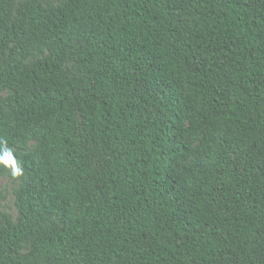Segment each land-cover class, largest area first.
Segmentation results:
<instances>
[{"label": "trees", "instance_id": "trees-1", "mask_svg": "<svg viewBox=\"0 0 264 264\" xmlns=\"http://www.w3.org/2000/svg\"><path fill=\"white\" fill-rule=\"evenodd\" d=\"M49 1L0 0V264H264V0Z\"/></svg>", "mask_w": 264, "mask_h": 264}, {"label": "rangeland", "instance_id": "rangeland-1", "mask_svg": "<svg viewBox=\"0 0 264 264\" xmlns=\"http://www.w3.org/2000/svg\"><path fill=\"white\" fill-rule=\"evenodd\" d=\"M60 3H62V0H50L46 2L45 5L56 6ZM67 71L73 78H78L80 76V72L74 63H69L67 65ZM101 162L102 160L99 159L98 164ZM22 183L17 173L11 172L0 175V217L11 216L17 219L18 210L16 206V194Z\"/></svg>", "mask_w": 264, "mask_h": 264}, {"label": "clouds", "instance_id": "clouds-1", "mask_svg": "<svg viewBox=\"0 0 264 264\" xmlns=\"http://www.w3.org/2000/svg\"><path fill=\"white\" fill-rule=\"evenodd\" d=\"M4 161H5L6 163H11V161H12V157H11V155H6V158H4Z\"/></svg>", "mask_w": 264, "mask_h": 264}, {"label": "snow or ice", "instance_id": "snow-or-ice-1", "mask_svg": "<svg viewBox=\"0 0 264 264\" xmlns=\"http://www.w3.org/2000/svg\"><path fill=\"white\" fill-rule=\"evenodd\" d=\"M3 158H6V155Z\"/></svg>", "mask_w": 264, "mask_h": 264}]
</instances>
